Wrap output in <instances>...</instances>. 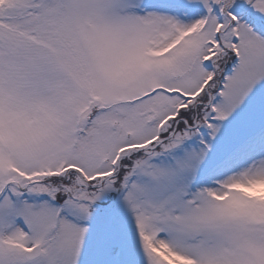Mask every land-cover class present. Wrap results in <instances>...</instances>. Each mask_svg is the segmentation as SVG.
Here are the masks:
<instances>
[{
  "label": "snow or ice",
  "instance_id": "1",
  "mask_svg": "<svg viewBox=\"0 0 264 264\" xmlns=\"http://www.w3.org/2000/svg\"><path fill=\"white\" fill-rule=\"evenodd\" d=\"M0 264H264V0H0Z\"/></svg>",
  "mask_w": 264,
  "mask_h": 264
}]
</instances>
